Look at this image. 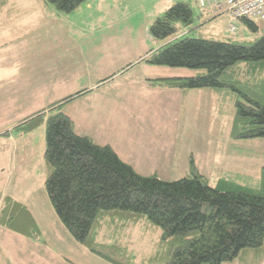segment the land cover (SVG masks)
<instances>
[{"label": "trees", "instance_id": "trees-1", "mask_svg": "<svg viewBox=\"0 0 264 264\" xmlns=\"http://www.w3.org/2000/svg\"><path fill=\"white\" fill-rule=\"evenodd\" d=\"M45 1L59 13L70 14L86 0ZM192 21L186 3L168 8L149 28L152 39L167 42L143 62L198 75L150 84L214 91L221 115V95L227 92L234 97L232 138L264 139V35L251 43L189 38L173 43L179 29ZM241 21L258 33L254 21ZM72 98L31 114L17 129L28 133L45 119L44 188L75 242L110 264H226L247 253L264 260V168L259 188L224 178L212 187L192 160L191 175L176 181L139 175L109 145L74 132L72 120L61 109ZM0 224L33 239L40 235L26 206L10 197L3 200ZM130 230L138 232L136 240L144 245L149 235L156 237L152 252L140 260L128 242Z\"/></svg>", "mask_w": 264, "mask_h": 264}, {"label": "rangeland", "instance_id": "rangeland-1", "mask_svg": "<svg viewBox=\"0 0 264 264\" xmlns=\"http://www.w3.org/2000/svg\"><path fill=\"white\" fill-rule=\"evenodd\" d=\"M32 1L35 2V0ZM177 2H184L190 7L193 21L190 25L182 26L179 29L174 36L176 38L172 40L173 43L184 38L251 43L264 34L261 28L258 33H252L241 20H236L232 24L237 28V31L236 34L231 35L227 30L230 20L226 15H219L211 21L202 23L197 17L201 16L203 11L195 0H86L70 14L60 13L62 15L61 22L58 24L57 30L62 34L69 30L73 36L72 56L67 61L73 65L75 62L81 63V72L79 71V73L83 80L81 82L76 80L72 83L76 90L81 87V83L92 84L111 75V79L117 77L118 79L109 84V87L120 85V83H124V86L127 87L130 84L128 82L133 83L128 87L129 92H127L128 89L126 90L124 99H121L119 95L120 88H115L120 99H115L116 97L114 95L112 97L111 94L106 97L103 93L105 97L96 113L91 111V108L89 111L81 107L80 101L78 104L69 106L72 109L71 115L75 117V131L78 135L90 136L94 143L102 144L104 142L99 141L96 133L98 136L111 138L109 140L114 142L117 137L111 136L112 132H115L119 127H123L129 132L132 124L129 119L130 115L125 117L126 120H121L122 116L119 114L123 113L122 110L125 108L131 110V107L141 105L146 112L144 113L146 119H144L143 128L146 129L147 141H145L146 144H143L146 156L138 160V169L144 176L155 174L163 181H176L191 175L189 163L192 160L198 173L212 187L216 186L217 180L224 178L241 183V186L259 188L264 168V139L234 140L232 138L233 96L227 92H223L221 95L220 101L223 104V115H221L218 112L215 97H196L197 94H190L192 96L184 99L181 117L176 119L173 110L176 104L174 96L171 94H147L144 96L143 93L146 90L140 92L141 89L138 86L142 83L145 84L141 77L156 80L165 77L198 75L197 71L189 69L150 67L145 63L137 64L140 54L146 49H156L159 45L157 42L160 41H156L150 36L151 24ZM255 24L258 27L262 26L260 20H256ZM185 31L184 35L178 36L179 33ZM22 41L24 45L27 43L25 40H21L19 43ZM135 60H137L136 63L126 68L129 62ZM41 76H45L44 72L41 73ZM140 98L145 99L142 101ZM86 113L90 114L87 122L82 119V115ZM138 124L142 126L141 121H138ZM41 129L45 135L46 126L39 128L38 131ZM147 130L151 131V142L148 141ZM91 131L95 132L91 133ZM108 133L109 135H107ZM118 140L124 144L122 137H118ZM38 152L37 149L35 154L38 155ZM31 159L32 156L28 152L24 161L30 166L24 170L23 175L26 177L31 175L32 178L29 182L24 185L16 184L17 174L13 166L10 165L8 181L3 175L0 190H3L8 196L14 195V192H18V196L26 191L35 193L34 197L30 196L31 200H28L33 207L35 204L41 207L40 214H43L44 220L39 223L41 224L39 230L42 234V226L45 230L44 237L48 238L47 234H50V228L54 223L56 225V222L53 221L55 214L49 205L43 183H41L39 175L42 170L41 165L38 166L35 163L34 166H31ZM28 200L20 199L23 203ZM58 223L60 222L58 221ZM59 225L63 227L61 224ZM19 226L23 227V224ZM64 231L67 234V236L65 234V238L61 237L58 231H51V237L59 238L61 241L54 242V247L58 252L61 254L70 252L73 262L77 264H110L87 250L89 255H77L76 250L69 245L74 242L68 241V237L70 239L71 237L65 228ZM137 233V231L130 230L128 242L140 260L144 255L152 252L151 242L154 243L156 237L148 234L151 238L147 239L144 245L136 240ZM39 237L41 236L39 235ZM68 246L72 251H69ZM17 253L13 254L16 255L14 261L16 264H22ZM247 254V256L244 254L234 262L226 264H264L263 257L260 260V256L257 255L255 258L254 253Z\"/></svg>", "mask_w": 264, "mask_h": 264}, {"label": "crops", "instance_id": "crops-1", "mask_svg": "<svg viewBox=\"0 0 264 264\" xmlns=\"http://www.w3.org/2000/svg\"><path fill=\"white\" fill-rule=\"evenodd\" d=\"M49 6L51 5L45 0H35V2L32 0H0V184L3 175L6 176V181H8V169L10 165L13 166L17 174L15 177L16 184L24 185L29 182L32 178L31 175L26 177L23 173L30 166L24 161L26 154L30 152L32 156L31 166H34L35 163L38 166L41 165L42 170L38 174L40 175L41 183H43V189L45 190L46 165L43 155L46 142L43 129L38 131L39 128L45 127V119L41 123L43 125L40 124L41 126L39 125L28 133L21 132L17 129L19 122L31 114L46 108L50 104L74 96L70 101L65 102L61 109L72 119L75 131V117L71 115L72 109L69 106L78 104L80 101L81 107L89 111L91 108V111L93 110L96 113V110L100 107L106 95L111 94L112 97H116L115 99H120V97L124 99V94L129 92L128 87L133 84L128 82L130 84L126 87L124 83H120V85H111L109 87V84L118 79V77L111 79V75L106 78H101L92 84L81 83V87L76 90L73 87V81L78 80L81 82L83 77L79 73V71L81 72V63L77 64L75 62L73 65L67 61V59H71L73 51L72 32L68 30L62 34L57 30L62 15ZM215 17L210 10H205L197 19L202 21V23H206ZM260 22L262 26L259 29L261 28L264 31V21ZM185 33L186 31L181 32L178 36L184 35ZM26 38L29 39L27 40ZM21 40H25L27 43L25 45L23 41L19 43ZM166 42L167 40L157 42L159 45L156 49H146L145 52L138 56L139 62L137 64L144 63L143 59L149 52L161 48ZM136 61L129 62L126 68H129ZM43 72L45 74L44 77L41 76ZM141 79L145 84H138V87L141 89L140 92L146 90L143 93L144 96L147 94H171V96L176 98V104L173 107L176 119L181 117L184 99L188 96L197 94L196 97L210 96L209 98L215 97L216 99L218 97L217 93L211 90H172L152 86L149 82L152 81L150 78L141 77ZM115 88H120V97L117 95L118 93ZM103 93H105V96ZM140 99L143 101L145 98ZM130 109L125 108L122 110L123 113L119 114V116H122L121 120H126L127 118L125 117L131 116L129 119L132 121V124L129 132L123 127H119L115 132H112L111 136L117 137L114 142L109 140L111 138L98 136L96 133V137L100 139L99 141H104L102 144H96L109 145L121 161L129 164L137 174L144 176L138 169V160L146 156L143 145L147 141L146 129L143 128L145 125L144 119H146L144 113L146 112L145 108L141 105L133 106ZM89 118V113L82 115V119L86 122ZM138 121H141L142 126L138 124ZM117 126L119 125L117 124ZM100 132L102 133L101 130ZM147 132L149 134L148 141L151 142V131L147 130ZM104 134L106 135V132ZM86 137L91 139L88 135ZM118 137H122L124 144L118 140ZM37 149L39 150L38 155L35 154ZM34 194L33 192L26 191L21 196H18V192H14V195L8 196L3 190H0V214L3 200L5 197H10L26 206L39 230V226L41 225L39 223L44 220L43 214H40L41 207L36 204L33 207L28 200H31ZM30 196L32 197L30 198ZM20 199H26L28 201L23 203ZM49 205L51 206L50 202ZM55 220L59 221L56 214L53 220L56 222V225L54 223L52 228H50V234H47L48 238L44 237L45 230L41 226L43 233L41 234L39 230L41 237H37L36 239L13 232L0 224V264H16L14 261L16 255L13 254H16L17 250V255L22 264H77L73 262V258L69 254L70 252L67 251L66 254H61L54 247L55 241H61L59 238H52L51 231H58L60 236L64 238L66 234L64 227H60L59 225L61 222L59 221L60 223H58ZM71 240L74 243L69 245L76 250L77 255H89L84 247L68 237V241ZM70 246H68L69 251H72Z\"/></svg>", "mask_w": 264, "mask_h": 264}, {"label": "built area", "instance_id": "built-area-1", "mask_svg": "<svg viewBox=\"0 0 264 264\" xmlns=\"http://www.w3.org/2000/svg\"><path fill=\"white\" fill-rule=\"evenodd\" d=\"M202 11L210 10L215 15H226L230 20L227 30L236 34L232 24L236 20L264 21V0H195Z\"/></svg>", "mask_w": 264, "mask_h": 264}]
</instances>
